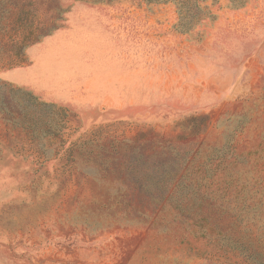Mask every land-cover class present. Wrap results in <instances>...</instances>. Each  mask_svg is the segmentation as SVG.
Wrapping results in <instances>:
<instances>
[{
	"label": "rangeland",
	"instance_id": "1",
	"mask_svg": "<svg viewBox=\"0 0 264 264\" xmlns=\"http://www.w3.org/2000/svg\"><path fill=\"white\" fill-rule=\"evenodd\" d=\"M0 264H264V0H0Z\"/></svg>",
	"mask_w": 264,
	"mask_h": 264
},
{
	"label": "trees",
	"instance_id": "2",
	"mask_svg": "<svg viewBox=\"0 0 264 264\" xmlns=\"http://www.w3.org/2000/svg\"><path fill=\"white\" fill-rule=\"evenodd\" d=\"M203 0H148L151 3H162V2H171L174 3L179 10L183 13H191L193 9H200V4ZM199 7V8H198Z\"/></svg>",
	"mask_w": 264,
	"mask_h": 264
}]
</instances>
